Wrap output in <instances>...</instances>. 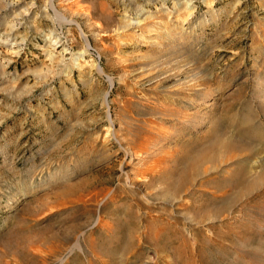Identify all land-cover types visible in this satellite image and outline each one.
Here are the masks:
<instances>
[{
  "label": "rangeland",
  "instance_id": "obj_1",
  "mask_svg": "<svg viewBox=\"0 0 264 264\" xmlns=\"http://www.w3.org/2000/svg\"><path fill=\"white\" fill-rule=\"evenodd\" d=\"M235 131L264 142V0H0V264H264V152L239 198L237 156L194 162Z\"/></svg>",
  "mask_w": 264,
  "mask_h": 264
},
{
  "label": "bare ground",
  "instance_id": "obj_2",
  "mask_svg": "<svg viewBox=\"0 0 264 264\" xmlns=\"http://www.w3.org/2000/svg\"><path fill=\"white\" fill-rule=\"evenodd\" d=\"M16 28V27H15ZM12 32H14V29L12 30ZM14 35V34H13ZM12 38V35H10V39ZM56 39H54V43L56 44ZM262 111V110H261ZM236 135L238 136V133H236V131L231 134V137L229 139H225V140H216L213 141V143H210L209 145V148L208 150H200L198 152V156L195 158V161L196 163H198L200 160H205V159H208V160H211L212 159V156L210 155L211 153H209L211 150H216V149H220L222 148L223 150H225L226 152L229 151V155H228V158L230 157V159L234 158L235 156L239 157L238 159L235 158V160L233 161L234 163V167L232 169H230L231 171H229V180H233L232 178H234L235 182H239L241 183L240 185L244 186L243 187V190H239L237 193H236V196L239 198L241 197L242 195L246 194L249 189L253 188L258 182H259V178L258 179H253L252 181H246L247 180V177L249 176V173H250V170L249 169H246L245 168V165H246V158L249 156V153L252 154L253 152H264V142H262L261 140L259 141H255V140H246V142H249L250 144V149L248 150H245L243 148H241V141L240 138L236 137ZM217 137V136H216ZM215 138V137H214ZM238 139V141H237ZM242 140V139H241ZM244 140V139H243ZM238 142V143H236ZM243 144V143H242ZM245 144V143H244ZM238 150L237 153H235V150ZM247 152H249L247 154ZM246 153V154H244ZM194 157H195V154H194ZM193 158V157H192ZM189 160V159H188ZM206 161V160H205ZM192 160L189 161L190 163V168L191 170H195L197 172L198 170V166L197 164L195 163H191ZM201 163V162H200ZM232 164V163H231ZM188 168V169H190ZM187 169V170H188ZM262 173L264 174V169L258 173L259 175L258 176H261ZM252 176V175H251ZM181 177V175H180ZM262 177V176H261ZM182 179V178H181ZM213 179V178H212ZM216 179V177H215ZM251 179V177H250ZM228 181V180H227ZM231 182V181H229ZM233 184V183H232ZM236 184V183H235ZM259 185V184H258ZM237 186V184H236ZM235 186V187H236ZM232 188V186H229V189ZM235 189V188H234ZM217 190V189H216ZM255 197V196H254ZM256 201L254 202V207L256 209V218L253 219L251 221V224H248V223H245L247 224L248 226H245V237L242 239V244H250V242L254 241L257 239L258 242H259V245L260 246H263L264 245V233L262 234L261 232H259V230H257L255 228V226L259 223L260 219L262 218H259V217H263L264 216V191L260 192V193H257L256 194ZM253 199V198H252ZM199 205V204H198ZM199 208V207H198ZM216 212V211H215ZM215 214V213H214ZM219 214V213H218ZM204 216V215H203ZM255 217V216H254ZM242 225V224H241ZM243 228L244 226H240V228ZM244 229V228H243ZM242 229V230H243ZM244 233V232H243ZM233 234H231L230 236L232 237ZM235 236V235H233ZM220 238L222 239L223 238V234L221 233H217V238L215 240H210V242L208 243L209 245H212V247L216 250L219 249V252L220 250H223V251H227V250H224L223 246L220 247V243L222 242L220 240ZM225 238V237H224ZM214 239V238H213ZM182 241V240H181ZM253 244V243H252ZM222 245V244H221ZM229 248L232 247V245L230 244V246H228ZM234 252L235 251H238L236 252L238 254V257L235 258V263H240L242 261V264H253V262L251 260H241L243 257H246V255H248L249 252H255L257 253L256 250H241L239 248H237V246H233L232 247ZM225 249H228V248H225ZM259 248H257L258 250ZM261 251V250H260ZM262 251H264V249H262ZM252 252V253H253ZM226 254H223V256H219L215 259H217L218 262H224L223 260H225V257H226ZM230 254V253H229ZM222 255V254H221ZM218 256V255H217ZM227 259V258H226ZM238 259V260H236ZM216 261V260H215ZM226 263V262H225Z\"/></svg>",
  "mask_w": 264,
  "mask_h": 264
}]
</instances>
